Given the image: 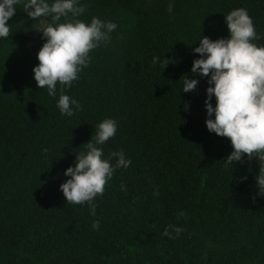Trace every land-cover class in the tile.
<instances>
[{"label": "trees", "instance_id": "trees-1", "mask_svg": "<svg viewBox=\"0 0 264 264\" xmlns=\"http://www.w3.org/2000/svg\"><path fill=\"white\" fill-rule=\"evenodd\" d=\"M80 3L78 19L117 28L65 90L80 104L71 117L36 86L44 41L22 6L0 39V264H264L260 161L224 163L228 138L204 125L207 77L190 72L200 36L226 38L233 8L247 9L264 45V0H175L171 15L169 0ZM182 76L198 80L194 90L181 92ZM104 118L118 123L105 156L122 150L131 163L114 171L90 215L58 186ZM169 224L183 228L174 239L162 235Z\"/></svg>", "mask_w": 264, "mask_h": 264}, {"label": "clouds", "instance_id": "clouds-1", "mask_svg": "<svg viewBox=\"0 0 264 264\" xmlns=\"http://www.w3.org/2000/svg\"><path fill=\"white\" fill-rule=\"evenodd\" d=\"M174 3L175 0H169L167 5L170 15ZM17 6H22L26 16L38 22L35 30L44 41L36 53L38 63L31 69L36 86L56 98L55 107L61 115L71 117L80 110V104L65 90L89 66L91 50L110 42L117 24L95 16L87 23L78 19L86 7L80 0H0V39L9 37L8 21ZM223 20L228 36L211 40L201 35L192 48L198 58L192 60L190 72L207 77L204 125L209 133L228 138L232 150L224 163L242 162L243 156L258 159L256 195L264 196V45L254 42L261 37L246 8L229 10L223 14ZM160 59L153 56L151 62L156 65ZM182 77L181 92L194 90L198 80ZM117 127L113 118L99 121L94 135L84 144L85 150L75 154L72 164L63 170L67 179L58 186L67 203L86 204L90 215L95 214L94 201L103 194L114 171L131 163L122 150L105 156L101 147L116 134ZM121 189L126 191L124 185ZM182 215L183 212L177 213L178 217ZM91 228L98 229L99 221L93 220ZM182 231V227L169 224L162 235L174 239Z\"/></svg>", "mask_w": 264, "mask_h": 264}]
</instances>
